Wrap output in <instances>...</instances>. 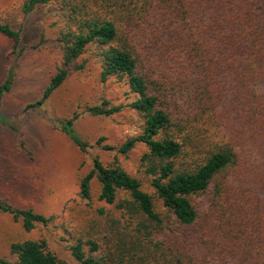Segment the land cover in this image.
Returning a JSON list of instances; mask_svg holds the SVG:
<instances>
[{"label":"trees","instance_id":"trees-1","mask_svg":"<svg viewBox=\"0 0 264 264\" xmlns=\"http://www.w3.org/2000/svg\"><path fill=\"white\" fill-rule=\"evenodd\" d=\"M50 2L65 21L56 36L61 62L24 110L82 69L78 58L95 45L100 80L114 77L134 97L86 110L109 116L128 106L142 120L118 146L102 144L116 153L106 163L92 156L79 179L80 198L91 201L95 179L97 199L114 210L99 209L70 233L74 264H264V0H23L21 12ZM0 33L19 58L20 29L0 22ZM13 66L0 83V104ZM75 119L57 122L85 152L90 145ZM137 144L152 192L117 158ZM0 210L25 231L52 219L4 198ZM10 253L14 264H69L42 238L13 241ZM0 264L12 262L0 257Z\"/></svg>","mask_w":264,"mask_h":264},{"label":"rangeland","instance_id":"rangeland-1","mask_svg":"<svg viewBox=\"0 0 264 264\" xmlns=\"http://www.w3.org/2000/svg\"><path fill=\"white\" fill-rule=\"evenodd\" d=\"M22 3L23 0H0V22L20 29V45L24 47L15 59L11 40L0 33V83L14 65L13 82L0 104V118H6L8 124H0V198L52 219L47 225L39 224L25 231L20 221L0 210V257L14 264L11 242L42 238L60 258L74 264L69 245L78 223L84 224L101 208L114 210L97 199L99 185L95 179L91 183V201L87 203L80 198L79 179L91 168L92 156L106 163L116 153L104 150L102 144L118 146L139 133L142 120L128 106L109 116L93 115L86 110L103 100L125 105L134 97L126 83L114 77L100 80L101 66L95 45L78 58L84 65L82 69L71 71L41 105L24 110L41 97L60 65L56 36L65 21L53 2L40 5L27 15L21 12ZM75 115L74 130L90 145L85 152L62 132L57 122ZM100 137L103 141L97 144ZM144 150L142 144H137L126 154L118 153L117 158L129 174L142 181L146 191L152 192L148 176L139 169ZM155 206L165 213L160 202L156 201Z\"/></svg>","mask_w":264,"mask_h":264}]
</instances>
